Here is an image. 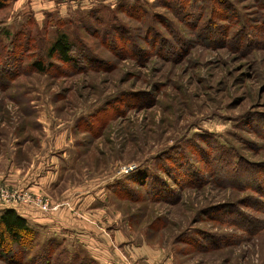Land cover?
Returning a JSON list of instances; mask_svg holds the SVG:
<instances>
[{
  "label": "rangeland",
  "instance_id": "obj_1",
  "mask_svg": "<svg viewBox=\"0 0 264 264\" xmlns=\"http://www.w3.org/2000/svg\"><path fill=\"white\" fill-rule=\"evenodd\" d=\"M0 5V188L29 194L9 206L73 217L71 198L98 187L75 219L108 238L113 264H264V0ZM60 33L72 62L48 56ZM36 233L0 264H41L44 244L99 264Z\"/></svg>",
  "mask_w": 264,
  "mask_h": 264
},
{
  "label": "crops",
  "instance_id": "obj_2",
  "mask_svg": "<svg viewBox=\"0 0 264 264\" xmlns=\"http://www.w3.org/2000/svg\"><path fill=\"white\" fill-rule=\"evenodd\" d=\"M36 177V176H35ZM35 177L33 181L35 180ZM30 182L29 188L38 189L43 188L47 183L44 181L39 182ZM20 184V183H18ZM52 184V183H51ZM54 185L57 183L54 182ZM21 186H24L22 183ZM48 187L50 185H47ZM41 188V189H42ZM40 190V189H39ZM35 191V190H34ZM99 195L100 188H93L92 190H87L86 192H81L80 194H75L71 199L75 201V206L72 208L73 214L75 216L64 217L60 215L58 212L54 211L53 213H39L36 210H33L29 207H17L15 205L12 206H3L0 205V213L7 208H14L20 215L25 217L30 226L35 229L44 228L47 232H51V235L61 236L67 240H74L75 242H79L82 247L88 250L95 259L101 264H113L111 261V256L107 255L105 252L106 249H112V244L108 241V238L101 235L94 229H90L83 223V219L79 217V222L75 219L78 218L76 213L81 214L85 210L95 211L98 209L99 203ZM102 236L103 240H100L98 236ZM108 242V243H107Z\"/></svg>",
  "mask_w": 264,
  "mask_h": 264
},
{
  "label": "trees",
  "instance_id": "obj_3",
  "mask_svg": "<svg viewBox=\"0 0 264 264\" xmlns=\"http://www.w3.org/2000/svg\"><path fill=\"white\" fill-rule=\"evenodd\" d=\"M75 49L76 48L74 46V43L70 40L69 36L66 33H60L56 37V39L52 41L48 49V56L51 59H53L55 56H58V58L63 63H69L73 61V58H75L72 55ZM32 68H34L35 70L39 72L47 71L46 64L40 60L34 61L32 63ZM146 182L148 183V179H146ZM120 184H122L123 187L125 186V184L122 182ZM148 186H149V183H148ZM151 190L153 193L156 192L154 191V189H151ZM114 191L117 192V194L120 197L125 198V194L121 193V189L116 187ZM36 239H37L36 229L31 227L28 220L22 215H20L14 208H7L0 213V252L1 253H11L12 256L17 257L19 260L22 258H26L29 255V253H26V252L27 251L30 252V250H33L34 245H36ZM26 240H27V243H25ZM15 245L19 246L21 249H22V246H25V245L27 246L26 248L21 250V249L16 248ZM13 247L16 248L17 250H15ZM51 250L53 252H51ZM54 251L56 250L54 248H50V245L44 244L40 248V251L35 253V257H38V259L41 260L42 262L41 264H50L49 257L51 254H52L51 255L52 258H54L55 256L56 257L55 259L60 261L59 256L57 255V253H54ZM62 254L60 255L61 257H62ZM79 258L80 256L79 257L77 256L75 258V261H76L75 263H73V261L66 262V259H65L63 261H60L61 263L59 264H83V263L78 262ZM99 264L101 263L99 262Z\"/></svg>",
  "mask_w": 264,
  "mask_h": 264
},
{
  "label": "built area",
  "instance_id": "obj_4",
  "mask_svg": "<svg viewBox=\"0 0 264 264\" xmlns=\"http://www.w3.org/2000/svg\"><path fill=\"white\" fill-rule=\"evenodd\" d=\"M4 189L0 188V205L9 206L11 203L21 202V201H28L29 194L28 193H19L17 190L13 191V193L8 194L3 192ZM39 204L44 208L43 210L47 209L48 201L47 199L41 198L39 199Z\"/></svg>",
  "mask_w": 264,
  "mask_h": 264
}]
</instances>
